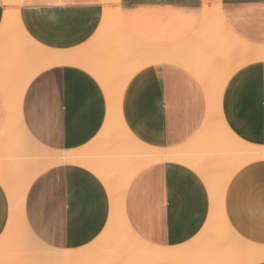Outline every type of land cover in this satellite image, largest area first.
Segmentation results:
<instances>
[{
  "label": "crops",
  "instance_id": "0c3cea01",
  "mask_svg": "<svg viewBox=\"0 0 264 264\" xmlns=\"http://www.w3.org/2000/svg\"><path fill=\"white\" fill-rule=\"evenodd\" d=\"M20 2L23 30L38 46L52 51L87 48L104 15L102 0H25L23 9ZM121 4L127 6L123 13ZM141 4H151L152 10L130 11ZM204 5V0H119L117 6L123 25L136 40L170 48L184 43L198 30ZM3 6L0 0V27L6 10ZM219 6L232 34L246 43L264 46V0H220ZM121 105L122 119L131 135L144 145L160 149L192 142L207 114L199 81L172 63L137 71L125 87ZM221 111L234 136L264 146V61L246 64L230 76ZM106 114L107 102L98 81L72 64L37 73L24 91L20 107L22 125L31 138L45 148L64 152L92 143ZM7 116L6 98L0 88V136ZM262 182L264 160L247 164L231 178L224 197L230 227L256 246H264ZM24 200L23 216L29 230L52 248L89 247L99 239L109 219L110 202L104 185L92 172L75 164L40 173ZM124 214L131 230L144 242L163 248L183 247L203 230L209 195L201 178L187 166L172 161L156 163L140 170L130 181ZM8 219L9 202L0 185V238Z\"/></svg>",
  "mask_w": 264,
  "mask_h": 264
},
{
  "label": "bare ground",
  "instance_id": "6f19581e",
  "mask_svg": "<svg viewBox=\"0 0 264 264\" xmlns=\"http://www.w3.org/2000/svg\"><path fill=\"white\" fill-rule=\"evenodd\" d=\"M105 10L94 41L87 48L52 51L38 46L23 30L20 0L9 5L0 27V88L8 116L0 136V185L9 202V219L0 238V264H236L264 262L262 246L248 243L230 227L224 210L227 186L243 166L264 160V146L243 142L227 128L221 98L230 76L242 66L264 61V46L232 34L222 19L220 0H204L198 30L184 43L159 48L136 40L123 25L119 0ZM213 1L210 6L207 2ZM7 13V15H5ZM172 63L190 72L206 96L207 114L198 136L175 149L139 142L126 128L121 100L129 79L140 69ZM72 64L90 73L107 102L104 125L87 147L64 152L35 142L22 125L20 107L30 80L40 71ZM172 161L187 166L204 182L209 195L206 224L190 244L163 248L150 245L129 227L124 200L132 178L145 167ZM75 164L92 172L104 185L110 202L107 225L87 248L62 250L40 242L29 230L23 203L32 181L46 169ZM252 165V164H251Z\"/></svg>",
  "mask_w": 264,
  "mask_h": 264
},
{
  "label": "snow or ice",
  "instance_id": "6c2138e0",
  "mask_svg": "<svg viewBox=\"0 0 264 264\" xmlns=\"http://www.w3.org/2000/svg\"><path fill=\"white\" fill-rule=\"evenodd\" d=\"M29 6H31L30 2H29ZM100 6L101 5L98 4L97 11H99V7ZM3 7L6 8V7H9V5L5 4ZM20 7L22 9L25 7V0H21ZM102 7H104L105 10H107L109 8H114L115 5L104 4V5H102ZM126 7H127L126 5H123V4L120 5V10H121L122 13L124 12ZM151 10H152V5L151 4H148V5L141 4V5H138V6H135V7H131V9H130V11L134 12V13L135 12H142V11H151ZM195 11L197 12V14L199 13V5L195 6ZM5 15H7V13H5ZM260 191H261V203H262V205H264V182L261 183ZM260 215L262 217H264V207L261 208ZM0 227H2V225H0ZM261 252H262V254H264V246H262ZM221 264H236V262L235 261H231V260H225V261H222Z\"/></svg>",
  "mask_w": 264,
  "mask_h": 264
}]
</instances>
